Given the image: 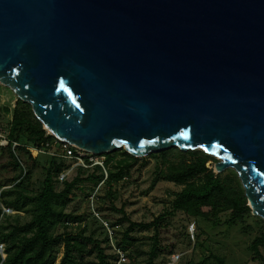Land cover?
I'll list each match as a JSON object with an SVG mask.
<instances>
[{
  "label": "water",
  "instance_id": "95a60500",
  "mask_svg": "<svg viewBox=\"0 0 264 264\" xmlns=\"http://www.w3.org/2000/svg\"><path fill=\"white\" fill-rule=\"evenodd\" d=\"M0 85L92 155L214 157L264 220V0H0Z\"/></svg>",
  "mask_w": 264,
  "mask_h": 264
},
{
  "label": "trees",
  "instance_id": "16d2710c",
  "mask_svg": "<svg viewBox=\"0 0 264 264\" xmlns=\"http://www.w3.org/2000/svg\"><path fill=\"white\" fill-rule=\"evenodd\" d=\"M3 111L10 114L11 120L7 124L10 144L0 147V246L4 255L3 258L0 254V264H56L58 247H62L58 264H85V258L91 256L94 264H110L102 247L103 241L94 238L93 234L86 235L85 230L75 234L58 233V229L65 222L80 223L83 220L66 213L77 188L83 185L97 187L102 183L107 188V195L111 196L113 186L130 176L139 159L121 149L116 150L112 155H102L106 176L99 166L77 167L72 178L59 181L58 176L70 165L60 157H51L43 168L40 186L34 192L31 189L32 171L39 167V161L22 145L30 143L40 147L41 143L51 142L54 137L43 129L28 104L17 100L12 110L5 107ZM12 143L19 146L12 150ZM173 152L177 154L170 159ZM155 156L151 154L149 158ZM158 156L161 166L156 173L157 179L181 186L174 194L169 210L148 223L132 222L123 208L117 209L113 204L103 210L121 215L107 223L109 228L122 227L126 223L121 239L114 244L123 252H136L131 233L153 231L147 258L142 264H156L158 257L167 251L161 246L160 231L167 227L165 218L169 215L180 212L193 219L217 221L220 215L228 213L231 220L240 221L251 212L236 173L215 174L207 167L208 162L215 161L212 156L200 150L180 152L177 149L161 152ZM145 165V162L140 163L139 169ZM4 209L14 214H7ZM261 247H264V233L250 245L257 258H260ZM167 253L171 254V249ZM210 260L224 264L212 254L200 263L189 261L187 264H208Z\"/></svg>",
  "mask_w": 264,
  "mask_h": 264
},
{
  "label": "rangeland",
  "instance_id": "374dc122",
  "mask_svg": "<svg viewBox=\"0 0 264 264\" xmlns=\"http://www.w3.org/2000/svg\"><path fill=\"white\" fill-rule=\"evenodd\" d=\"M17 100L11 90L0 85V133L2 132L4 136L8 134L7 124L11 116L5 114L3 109L8 107L12 110ZM50 144L51 152L61 155L58 140L54 138ZM32 146L30 143L22 145L26 151H28L26 148ZM173 149L177 148L170 150ZM176 154L177 152L170 154V159H174ZM155 155L153 158L149 156L137 158L139 161L131 169L130 176L113 186L111 196L107 195V188L102 183L97 187L83 185L77 188L73 192L72 202L67 207L66 213L83 220L80 223H63L58 233L66 231L75 234L85 230L86 235L93 234L94 238L103 241L102 247L109 256L110 264H142L147 258L153 231L131 233V237L135 240L136 252L131 250L123 252L114 244L121 239L126 223L122 227L117 226L111 229L113 234H110L109 226L106 227L104 223L114 222L121 215L103 210L111 204L117 209L123 208L126 216L135 223L151 222L169 210L174 194L180 191L181 186L157 179L156 173L161 166V158L158 154ZM98 157L99 161L104 162V156ZM36 158L39 161V167L32 171L31 181V189L34 192L40 186L44 177L43 168L47 166L51 156L42 154ZM23 160L24 158L21 159L22 162ZM64 161L70 165L63 172L66 174L64 179H70L74 176L77 167L71 160L64 159ZM143 162L146 165L139 169L140 163ZM217 162H219L217 159L208 162L207 167L214 171V165ZM230 171L234 172L233 169L228 168L220 174ZM10 214L14 213L11 211ZM165 224L167 227L160 231V241L161 246L167 251L158 257L156 264H187L189 261L200 263L209 254L222 259L224 264H264V247L259 250L260 258H257L250 249L252 241L264 233V220L252 215L251 212L240 221L231 220L228 213L220 215L217 221H208L201 218H189L177 212L167 216ZM170 249L171 254H168ZM120 254L128 257L121 261ZM55 256L56 264H58L62 256V247H58ZM94 262L93 256L85 258V264H94ZM208 264L216 263L210 260Z\"/></svg>",
  "mask_w": 264,
  "mask_h": 264
},
{
  "label": "built area",
  "instance_id": "2783aa9c",
  "mask_svg": "<svg viewBox=\"0 0 264 264\" xmlns=\"http://www.w3.org/2000/svg\"><path fill=\"white\" fill-rule=\"evenodd\" d=\"M47 134L49 135V133L47 132ZM59 142V149H60V154H57L55 152H51L50 148H51V144L49 141L45 142V143H41L40 147L37 146H32L30 148H26L32 155L33 158H36L38 155H42V154H46L49 155L51 157H60L62 159L65 160H71L74 165L76 167H81L84 169H88L91 168L93 166H99L104 170L103 167V162L99 161V157L96 155H92L90 153H87L85 151H83L82 149H79L73 145H70L68 143H63V142ZM10 144L7 136H4L2 134V132L0 133V147H7ZM19 146L17 143H12L11 144V148L12 150ZM104 174L106 176V172L104 170ZM66 176L65 173H61L58 176V180L62 181L64 179V177ZM4 212H6L7 214H10V210L8 209H4ZM104 225L106 227H108L107 223H104ZM109 233L113 234L111 228H109ZM125 256H123V254H120V260L124 261Z\"/></svg>",
  "mask_w": 264,
  "mask_h": 264
},
{
  "label": "bare ground",
  "instance_id": "6f19581e",
  "mask_svg": "<svg viewBox=\"0 0 264 264\" xmlns=\"http://www.w3.org/2000/svg\"><path fill=\"white\" fill-rule=\"evenodd\" d=\"M7 103V102H6ZM4 106V105H3Z\"/></svg>",
  "mask_w": 264,
  "mask_h": 264
}]
</instances>
